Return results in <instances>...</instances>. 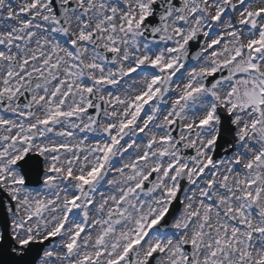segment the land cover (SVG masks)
I'll return each instance as SVG.
<instances>
[{"label": "snow or ice", "instance_id": "snow-or-ice-1", "mask_svg": "<svg viewBox=\"0 0 264 264\" xmlns=\"http://www.w3.org/2000/svg\"><path fill=\"white\" fill-rule=\"evenodd\" d=\"M0 264H264V0H0Z\"/></svg>", "mask_w": 264, "mask_h": 264}]
</instances>
